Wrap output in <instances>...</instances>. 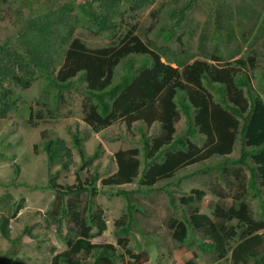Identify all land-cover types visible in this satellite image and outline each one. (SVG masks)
Returning <instances> with one entry per match:
<instances>
[{"label":"trees","instance_id":"trees-1","mask_svg":"<svg viewBox=\"0 0 264 264\" xmlns=\"http://www.w3.org/2000/svg\"><path fill=\"white\" fill-rule=\"evenodd\" d=\"M123 2H132L134 10L145 0H100L98 12L86 7L90 4L87 1L79 10L85 18L110 24L115 8ZM197 2L190 0L180 9L174 26H181L185 12L196 8ZM165 5L151 12V21L139 33L129 31L116 45L93 49L75 38L59 64L50 50L40 45L29 49L36 62L31 66L23 51L0 44V115L5 117L11 108L13 85L23 89L32 86L37 74L34 67L41 68L51 81L45 104L52 111L62 107L59 99L64 98V91L77 81L84 82V122L93 131L100 132L118 121L128 128L139 123L159 126L154 136L138 127L142 145L117 150L113 156L117 170L102 180L108 186L137 184L131 191L120 189V195L126 198L125 209L115 221L120 245L128 248L132 231L144 239L151 235L150 230L156 232L149 229V224L142 225L151 211H144L139 197L132 193L165 191L170 206L178 213L166 217L164 225L178 247L197 232L202 236L198 247L215 255L217 264L223 260L230 264H264V233L260 232L264 230V99L252 87L246 72L257 67L259 53L253 49L247 58L222 62L241 52L238 38L248 40L255 30L257 36L263 37L264 25L253 19V30L241 34L243 30L221 20L222 12L216 9L218 21L210 18L204 25L192 28V21L187 19L189 48L178 51L172 47L173 31L159 22L158 11ZM195 37L197 46L193 48ZM122 62L125 69L116 75ZM181 119L186 125L178 130L176 124ZM32 120L31 114L29 122ZM71 134L72 145L85 166L96 156L87 154L83 140L88 133L77 127ZM238 137L242 138L240 156L231 158ZM45 149L51 162L65 167L67 158L74 157L64 140L50 138L45 141ZM193 165L192 171L203 176L201 187L211 193L208 207L214 208V217L202 209V188L193 187L189 192L180 187L177 191L166 189L186 181L189 174L178 176V172ZM18 170L17 167L15 171ZM97 176L92 174L84 181L79 173L78 184L66 186L53 181L57 201L52 215L59 217L56 220L60 228L66 225L63 238L68 249L55 254L51 264H118L124 259L116 247L91 241L107 229L105 212L94 200ZM176 192L182 194L178 196ZM250 198L257 200L258 209ZM3 208L0 200V213ZM140 213L144 214L142 221ZM9 223L10 217L2 213L0 232L6 238L11 237ZM237 237L236 244L230 247V241ZM128 250L131 256H139Z\"/></svg>","mask_w":264,"mask_h":264},{"label":"rangeland","instance_id":"rangeland-1","mask_svg":"<svg viewBox=\"0 0 264 264\" xmlns=\"http://www.w3.org/2000/svg\"><path fill=\"white\" fill-rule=\"evenodd\" d=\"M87 1L90 4L86 7L98 12L100 0H0V44L7 43L8 47L23 51L31 66L36 65V62L29 49L34 45H40L49 49L56 60L55 63L59 64L63 62L64 53L75 38L82 39L90 48L116 45L129 31L137 34L140 28L147 26L151 21V12L161 4L166 5L158 11L161 14L159 22L173 31L172 47L178 51L189 48L188 34L185 32L187 19L192 21V28H196L204 25L210 17L213 20L212 16L216 9L224 15L229 12L236 15L241 9H246L249 15L238 16L235 21L233 20L237 24L241 19V24L236 26L238 31L243 30L241 34L243 32L249 34L253 30L251 29L253 19L264 25V0H198L196 8L186 12V18L178 27L174 26L179 18L174 16V11L179 10L186 0H181L180 3H174L173 0H145L141 7L134 10L131 7L132 2H123L115 8L113 23L110 24L85 18L79 8ZM256 33H258L256 30L251 33L248 40L240 38L239 43H242L243 54H250L253 49H257L259 53L256 61L258 68H249L246 72L251 79L252 87L264 98V36H257ZM151 37L155 38L154 34ZM197 39L198 37H195L191 42L193 48L197 46ZM235 56L241 57L240 51ZM233 57H226L222 62H231ZM34 69L37 74L32 86L23 89L13 85L12 108L5 117L0 116V177L5 178L0 181L9 183L13 179L14 166L19 164L20 179L27 182L26 187H20L15 191L18 203L23 198L26 200L23 202L24 208L21 214L12 219V240H7L0 234V264H51L55 254L68 249L63 238V234L67 232L66 225L60 228V222L56 220L59 217L50 214L55 197V191L51 186L53 181L65 186L78 184L79 173L84 181L95 173L100 176L96 183L98 195L95 203L96 206L103 208L110 227L97 236L94 242L112 245L117 248L118 253H124V259L118 264H189L191 262L217 264L215 255L204 253L198 247L201 234L191 233L182 248L173 242L164 220L178 212L170 206L169 196L165 191H152L148 194L132 193V196L139 197L144 211L147 209L151 211V215H148L145 224L142 225L149 224V229L154 228L156 232L150 230L151 235L146 239L136 231H132L128 236L130 241L128 248L139 255L138 257L131 256L128 248L120 245L117 235L119 229L115 221L125 209L126 198L120 195L118 186H105L101 179L117 170L113 158L117 150L142 145L138 127L144 128L148 135L154 136L159 133V126L156 124L153 127H146L139 123L133 128H128L125 123L118 121L99 133H94L84 122L83 89L86 84L77 81L73 88L64 91V98L59 99L62 107L52 111L45 104L47 94L51 92L48 91L51 81L41 73V68L34 67ZM124 69L125 62H122L116 69V75L122 74ZM31 112L33 120L29 122ZM185 125L184 119L176 124L178 130ZM77 127L88 133V137L83 140L87 154L96 155L95 159L85 166L71 141V131ZM50 138L65 139L73 148L74 157L71 160L67 158V167L63 163H53L48 159L44 146L45 141ZM239 142L240 140H238V150ZM239 154L235 150L231 158H238ZM194 167L195 165L181 169L178 176L189 174L190 177L182 184L170 185L166 189L177 191L176 188L180 187L181 190L189 192L193 187L202 188L205 190L201 201L202 209L214 217V208L208 207L211 193L207 188L201 187L203 176L201 173L195 174L192 171ZM28 181L34 187L28 188ZM8 186L0 184V195ZM135 188L137 184L133 183L123 189L131 191ZM181 194L182 192L178 194L176 192L178 196ZM249 200L258 209L257 200L254 198ZM143 216L144 214H139L141 221ZM27 229L30 233H26ZM260 232L264 233V230ZM20 236L19 243L13 241ZM237 240L238 237L232 239L230 247H233ZM144 250L146 252H143ZM88 260L92 261L93 258ZM221 263L230 264L228 260H223Z\"/></svg>","mask_w":264,"mask_h":264},{"label":"clouds","instance_id":"clouds-1","mask_svg":"<svg viewBox=\"0 0 264 264\" xmlns=\"http://www.w3.org/2000/svg\"><path fill=\"white\" fill-rule=\"evenodd\" d=\"M170 1V0H169ZM172 2H174V3H180L181 2V0H173ZM190 3V0H186V3L182 6V7H180V9L181 8H183L185 5H187V4H189ZM180 9L179 10H177V11H174V14L177 16V14L179 13V11H180ZM188 11V10H187ZM186 11V12H187ZM186 12H185V17H186ZM223 13V12H222ZM247 15H249V12L248 11H246V9H241L240 11H238V13L235 15L233 12H229V13H227L226 15H224V13H223V17H221V20H226L227 22H230L231 24H234L235 25V27L237 26V24H241V19L240 20H238L237 21V24L234 22L235 20H236V18L238 17V16H240V17H246ZM211 18V17H210ZM209 18V19H210ZM209 19H207V21L209 20ZM212 19H213V21H218V14H214L213 16H212ZM234 20V21H233ZM233 21V22H232ZM238 39H240V38H238ZM80 40H82V39H80ZM83 41V40H82ZM84 42V41H83ZM72 43V42H71ZM70 43V44H71ZM85 43V42H84ZM86 44V43H85ZM70 46V45H69ZM87 46V45H86ZM69 48V47H68ZM90 48V47H89ZM100 48H102V47H100ZM93 49H95V48H93ZM241 53V57H244V58H247V56H248V54L246 53V54H243L242 52H240ZM241 57H238V58H241ZM238 59V58H236V56H234L233 57V60H235V59ZM162 60L164 61V62H168L167 61V59L166 58H163L162 57ZM233 60H231V61H233ZM257 61V60H256ZM172 66H176V64L175 63H170ZM175 64V65H174ZM257 65V64H256ZM248 67H250V66H248ZM253 69V68H252ZM264 99V98H263ZM264 101V100H263ZM29 107V106H28ZM12 108V107H11ZM30 110H31V108H30ZM8 114V113H7ZM31 114L33 115V113L31 112L30 113V116H31ZM1 116V115H0ZM2 117V116H1ZM29 119H30V117H29ZM92 129V128H91ZM93 131V130H92ZM94 133H99V132H95V131H93ZM71 137H72V134H71ZM55 140H64L65 141V143H67L66 142V140L65 139H61V138H59V139H55ZM238 140H240V142H239V144H240V149L238 150L237 149V146H238ZM241 141H242V138L241 137H238L237 139H236V143H235V147H234V150H233V152L232 153H234L235 152V150H237L239 153H240V150H241ZM45 147V146H44ZM72 150H73V148L72 147H70ZM46 151V153H47V155H48V159H49V154H48V152H47V150H45ZM79 153V152H78ZM231 153V154H232ZM230 154V155H231ZM240 155V154H239ZM50 160V159H49ZM51 161V160H50ZM117 165V164H116ZM19 168V170H18V172H16L15 171V169L16 168ZM23 169V168H22ZM116 172V171H115ZM114 172V173H115ZM113 173V174H114ZM110 175H112V174H110ZM110 175H107L105 178H108ZM98 177V180L100 179V176L98 175L97 176ZM21 167H20V165L19 164H16L15 166H14V173H13V179L9 182V183H5V182H2V181H0L1 183L0 184H2V185H5V186H8L7 187V190H3V192H2V194L0 195V200L1 201H3L4 202V208L2 209L3 210V212L2 213H4V215H6V216H8V217H10V223H9V226H10V228H11V225H12V219L14 218V217H16L17 215H19V214H21V210L24 208V204H23V202L26 200L25 198H23L22 199V201L20 202V203H18V201L19 200H17L16 199V194H15V191L16 190H18L20 187H26V185H27V182L26 181H21ZM5 178H3V177H0V180H4ZM30 179V178H29ZM104 179V178H103ZM103 179H101V182H102V180ZM30 180H34V179H30ZM97 180V181H98ZM97 183V182H96ZM103 183V182H102ZM59 184H61V183H59ZM56 184H52V186H51V189L53 190V191H55V197H54V207H53V209H52V211H50V214H52V212L54 211V209H55V200H56V196H57V191L54 189V186H55ZM128 185H131V184H121V185H110L109 187H112V186H118L120 189H123V188H126V186H128ZM105 186H108V185H105ZM32 187H34V185L33 184H31L29 181H28V188H32ZM124 190V189H123ZM119 193H120V191H119ZM97 195H98V192H97ZM97 195H96V197H97ZM95 197V198H96ZM95 200V199H94ZM57 201V200H56ZM57 207H58V205H57ZM2 213H0V219H1V217H2ZM12 214H13V216H12ZM110 227V225H109V222H108V219H107V229L106 230H108V228ZM105 230V231H106ZM105 231H103L101 234H103ZM26 233H30L29 232V229H27L26 230ZM0 234H1V232H0ZM101 234H99V235H101ZM99 235H96L95 237H93L92 239H91V241L93 242V243H97V242H94V239L97 237V236H99ZM1 236L2 237H4L2 234H1ZM5 239H7V240H12V229H11V237L10 238H6V237H4ZM201 238V237H200ZM20 239H21V236L20 237H18V238H16V240L14 239L13 241L14 242H20ZM200 242H201V239L199 240ZM97 244H106V243H97ZM67 245V244H66ZM183 247V245H180L179 246V248H182ZM68 248V247H67ZM67 250V249H66ZM124 254V253H123ZM192 263V262H191ZM191 263H189V264H191ZM194 264V263H193Z\"/></svg>","mask_w":264,"mask_h":264}]
</instances>
